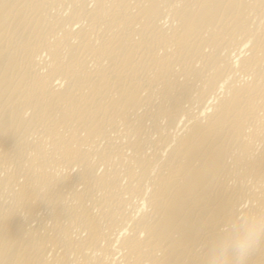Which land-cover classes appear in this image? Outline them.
<instances>
[{"label": "bare ground", "instance_id": "obj_1", "mask_svg": "<svg viewBox=\"0 0 264 264\" xmlns=\"http://www.w3.org/2000/svg\"><path fill=\"white\" fill-rule=\"evenodd\" d=\"M56 1L67 0H0V167H2V162H4V159L9 157V155L13 156L14 159H21L20 157L22 152L24 154L25 151L24 148L28 146H26V140H24L25 133L29 132V130L32 129L35 124H39L41 122L44 123V130L41 131H44L47 134L46 136H48V141L46 140L47 144L49 143L48 148H50L48 151L52 150L54 153V150H56L59 153L60 156L55 154V156L58 155L60 157V159L58 158V162L64 160L65 163H68L69 160L70 162L73 161V163L69 162L70 164L78 163L82 165L83 163L85 164L86 160L88 164L89 159L87 158L90 155L98 156L97 160H101L99 156L105 157L108 153H110V155H108L111 156V152H106V149L111 150V148H113L114 150L115 147L113 145L115 144H113L112 140L111 142L113 145H110L111 143L109 144L112 146L111 148L108 145V147L105 146L104 148H99L97 147L99 145L91 143L92 146L96 145V148H98L95 149L94 147L95 150L92 152L89 151V148L92 149L91 145L87 149L83 148L82 144L90 143L87 142L86 138L90 140L92 137H94V135L99 137V133L103 134L105 130L112 129L116 124L115 122L119 118L117 117L118 115H120V117L122 116L123 119L127 118V113L130 108L133 109L136 106L135 109H137L143 104L150 105V101L148 99L150 98L149 96H152V92L150 93L149 91L151 85H153V82H156V85L157 83L159 84V88L156 92H159L160 94H157L161 96L158 100L161 101L157 103V106L154 105L155 110L152 107V103L150 107H148L150 108L148 109V112H143L144 110H141L142 112H140V114L138 113L136 116V122L139 123L143 116L147 117L149 115L148 113H151L154 116L155 112V115L160 112L162 116L163 114L161 112H164L169 116L167 117V120H169L170 117H173L171 118L172 120H169L170 124L174 121V117L178 118V121L175 120V122L177 121L176 124L174 123L176 126L172 125L173 128L179 126V124H181L183 121V123L189 122V125H186L187 127L185 130L182 129V131L184 130L183 132H178V134H180H176L177 136L175 138H172V136L175 135H170L173 139V145L171 144L172 147L167 150L168 153L166 157H162L163 159H160L161 162H164L165 159L167 164V166L165 165L166 171L163 172V170L161 171L158 169V171H161L162 173L157 172V177L154 175V173L152 174L155 176H153L155 179L153 178L154 181H151L153 184L150 182L152 189L148 195L145 194L147 190H143V183H141V189L144 191H142L144 194L142 196L143 199H140L141 201L143 200L142 203L145 202V204L148 205V208L145 209L146 211L141 209L142 212H140L139 215L138 212L136 214L138 215L136 218H134V215L131 216L129 212H127V214L124 212L126 214L125 218H129V216H127L128 214L133 218L131 219L132 221L128 219V222H131V233L129 232L130 235L128 234L127 236H121L123 233L120 235L121 240H119L126 249L121 257H125L127 264H207L209 246L220 235H222L223 232L228 229L234 221L237 220V218H264V135L263 133H260L261 130H256L258 124L260 125V123H257L259 122L260 114L256 113L258 116H255V109L258 108H255L256 106L261 107V112L263 109V115L261 114V117L264 116V79H262L264 72L262 71L263 69L260 70L259 68L260 62L264 60V29L261 31V27L259 30H257L260 31L258 35L251 34V32H253L251 30L248 34H251L252 36L247 35V31L249 32L250 29L244 32L246 35L242 32L246 26V18L249 16H245L247 12L245 8L250 7L252 9L254 5L252 3L251 4L253 6H251L250 3L246 4V2H244L245 0H93V5L89 7L85 5L87 0H78L79 3H76L77 0H68V2L72 3V7L70 6L71 10L66 16L68 22L69 19H78L79 17L85 18L86 21L88 20V25L86 27L84 25H78L75 28H72V25L67 27L64 25L62 26L61 19L47 20L45 18L46 9L50 4L52 5ZM164 1L165 3H172L171 6L169 5V7H167L169 8V14L171 15L170 18H173L176 21L175 24H171L174 25L171 27L170 31H166V29L162 27L163 25L161 22L159 23L161 20L157 21L159 15L163 13V9L161 8L165 5L162 4ZM246 1L248 2V0ZM260 2L262 1L260 0ZM130 4H134L132 6L133 8L135 7L133 11L130 9ZM247 5L250 6L247 7ZM135 19H137L136 21L138 22L140 21V24H138V22H134L136 23L134 25L138 24V27L140 25L139 28L133 26V21ZM247 22H249V20ZM98 23L101 24V26L103 25L102 28H104L105 31H101L102 33H100L98 36V42L93 43L89 39L90 35L88 36V34H91V31H94L92 28ZM263 23L261 26H264ZM55 25L56 29L59 25V29L61 30V32L56 37L54 32L55 30L53 31V29H55ZM96 26L100 27L99 25ZM247 27L250 26H246V29ZM49 30L52 31L51 34H54V37H47V35L50 33ZM240 31L241 33H239ZM136 33L137 36L138 34L139 36L134 38L135 36L133 37V35ZM237 33H239V35L243 33V35L247 36H244V39H246L243 42L248 43V46L246 47L249 48L248 50L250 52L247 56L244 55L238 58V60L235 59L234 63L233 60L231 61V59V62H228V59L225 61L223 60L224 57L230 54L225 56L223 55V57L222 54H218L219 52L215 53L214 50L217 49V46L219 48V45L221 46L223 41L226 39L234 38V36L237 37ZM74 36L79 37L77 41L75 40L76 42H73L71 39L72 37L75 38ZM157 42L160 46L164 44L162 47L164 48L162 53L156 52L154 48V45ZM169 43L170 45H173L172 49H168L166 47V44ZM204 43L209 47H212L211 51L205 52L204 49L203 51L201 50ZM63 46H66L67 49V53L65 55L62 53ZM223 46L226 48L228 47L225 44ZM221 48L224 49L222 46ZM42 50H44V52H46L45 54L48 55V62H46L47 66H45V69L41 71L38 69V66L36 68L35 64L37 62L36 55H40ZM225 50H228V48ZM196 52H201L199 56L202 57L201 59H203L202 62L205 67H212L214 64V68L206 75L207 78L204 76V74H201L204 69L207 70L206 68L203 70L201 69L202 71L198 73L199 70L197 67L199 65L195 66L193 62L191 63V59L195 57L193 55ZM89 56H91L93 58L92 60L95 61V66L92 67V65V68L88 67L86 64L87 61H89L87 60L90 58ZM226 58L227 57H225V59ZM102 59H106L105 63L102 62ZM221 60L224 61L222 63L223 65L219 64L221 63ZM199 61L201 60L199 59ZM89 62H91V60ZM175 64H181L184 66L180 68L181 66L179 65V68H177L178 71L184 75V80L180 78H178L180 81L177 80L176 73L179 74V72L177 69L175 70ZM143 65H145V67H143ZM230 65H236L242 70H245L246 68L247 70H250L252 68L254 77H252V79L250 78L251 80L249 79V81H243L244 83H242L240 79L239 81L242 84L236 86L235 84H232L234 81L228 79L230 80L229 82H231V85H229L227 81L228 76L225 77L227 86H229L228 89H226L228 94L226 92L225 93L227 95H224V92L222 93L223 95L219 93L221 96L218 94L215 102H211L212 104L209 105L206 102L208 108H211L209 110L207 106H203L204 103H202L205 102V98L207 97L206 93L209 95L208 91L210 90H208V87L211 86L213 88L216 86L215 83L217 80H219L217 79L218 75L220 76L222 74L224 77V74H226L221 73L223 71H220V69L227 67L224 70H230L233 68ZM216 66H219L220 69L219 67L216 68ZM248 67H250V69H248ZM145 68L148 69V71L151 68V71L148 73L143 72V75H141V69L146 70ZM231 71L235 72L236 68L235 71L233 69ZM242 72L245 73L246 71ZM229 73L227 72V74ZM199 74L203 75V81L207 79L205 85L208 86L206 87L207 89L204 87L201 88L206 89L203 90L204 92L207 91L206 93L202 92V90H199L200 93L198 91L196 93L198 94L196 97L199 98V100H203L204 98V101H201V108L199 107L200 113H196L197 116L198 114H201L202 106L203 109L205 107L207 108H205L206 111L202 110V113L204 112L203 116L206 114V117L204 116V119H206H203L204 122H201L202 119L199 120L202 117V114L201 117L199 115V119H196L197 117L193 114L189 115L190 118L187 117L188 113L185 111L186 107L184 108L182 103L184 102L183 99H186L187 97L189 98L191 95L190 87L192 86L191 83H193L190 81L191 77H198ZM239 74L237 73L238 76ZM55 79L60 80L55 82ZM61 80L63 81L62 86L60 85V82H62ZM221 80L223 79H220V81ZM199 81L201 82V80ZM195 83L197 84V81ZM142 89L145 91L143 96H141L140 93ZM203 93L205 97H202ZM157 94L154 96H157ZM193 95H191V97ZM255 97H258V101L256 100L258 104H255L254 102ZM168 98H171V102L166 104L167 102L165 101H168ZM29 104L34 106V113L32 112V116L30 114L28 118H25L23 116L25 114L22 112L25 111V109L22 110V108L24 105ZM198 104H200V101ZM191 105L192 103H190V106ZM29 108H32L33 110V107ZM143 109L146 110V106ZM126 110L127 113H125ZM207 110H209V112H207ZM192 112L193 111L190 112L189 110V113ZM55 114L56 117L53 116ZM156 117L157 116H155L153 119H156ZM186 117L189 119V121ZM185 118L187 119L186 122ZM263 119L262 122H264ZM72 121H74V123H72ZM179 121H181V123ZM113 122L114 125L112 127L110 125ZM124 122H126V119ZM246 122L253 125L257 124L256 128L251 127L253 130L251 128L249 129L252 130L254 137L251 133L250 134L254 139H256L257 131L258 134H261L260 136L263 138L260 140V147L257 150L254 149V144L252 145L251 143L250 134L248 136H245L246 134H244L251 131L245 132V130H242V127H244L243 124L245 123L246 125ZM130 123L132 124L131 126H133L131 121ZM137 123H135V126H137ZM168 123L166 122V124ZM39 125L38 127H40ZM79 126L82 128V130H84V137H78L77 130L81 129ZM138 126H140V124H138ZM164 126L165 125H163V127ZM167 126H169V124L166 125V128L168 129L171 125L169 127ZM181 126L179 127L181 128ZM163 127L161 128L163 129ZM258 127L261 129L260 126ZM155 128L157 132L158 129H160H157V127ZM138 129L136 134L139 132ZM39 131L40 130H38V132ZM160 132L161 131L159 130V133ZM163 132L167 131L164 130L161 132V134H156L157 137L154 136L156 138L159 136L161 143H165L162 142V140L165 141L167 135L169 134V131L167 134ZM79 134L82 135L81 133ZM108 134L105 135L110 136V134ZM102 136L104 137V135ZM107 136L106 138L108 139ZM135 136L137 137V135ZM39 137L41 138V136ZM43 137L41 138L42 140ZM46 138L44 137V141ZM33 139V141L30 143L27 141V143L30 144V147L28 146V151L31 149L30 155L27 156L28 153L27 155L24 154L26 159L20 162V164H24V161L26 162L23 165L24 171L22 172L25 180H23V183L20 182L21 185L17 191L14 189V197L12 196V199H14L13 204L16 206H22V209H24L27 214H32L33 208L39 205V203V206H42L41 203L47 204L43 207L47 206V208L50 210V208H53V206H50L49 208L48 204L50 203L46 202L54 201L55 204H53L55 206V210H52L53 214L50 212V215L52 214L51 217H57L60 213L66 212V210L70 208L68 209L69 211L66 212L68 214H66L67 216L63 213L66 218H74L72 219L73 222H75V218H78L82 223L84 222V225L86 224L88 228V243L90 239L92 242L96 241L98 236L101 235L99 232L102 231L103 234V230L100 231V226L97 222L98 219L96 221L95 218L90 214V209L83 206L82 203L86 197L88 201V198L94 197L92 196L94 190L97 191L98 189H101L102 195L99 198L100 203H98V205H101L102 203V207L106 206V209L110 210L112 215L115 213V211L120 209L121 211H127L122 209L127 207H123L124 199L122 195H119L120 192H117L116 186H118L117 179L119 180V177L116 178V170L115 172H113L114 169L113 171L110 170L111 172L103 170L101 173L99 172L96 174L93 172V167L91 168L92 164L89 165V167L87 164V166L83 165L82 169H78L79 172L77 171L78 173L76 175V177H78L80 180V183H82V189L78 190L77 184V190L71 194L72 199L75 202H71L72 204L70 203L69 206V203L64 205L61 203L63 201H61L62 196L60 195L63 194L62 191L64 188L66 189L67 187H70L71 184L75 183L72 181L73 175L70 177L68 173L67 175L64 174L65 177H63L64 175H62V177L61 175L58 177L57 175L53 176L55 175L54 172L52 171V174L50 172L51 170L47 167L49 166L50 168L51 166L53 169H57L55 165L58 166L61 162L57 164V161L52 159L51 155L53 153L51 155L50 152L49 154L47 153V150L43 148L45 146L44 141V144H40L42 143L41 139L40 143L38 138ZM259 139L257 142H260ZM85 140L86 142H84ZM98 140L100 141V139L97 138V141ZM135 140H137V138ZM135 140H133L134 142H130L131 144L127 141L130 144V147L133 148V151L136 150L140 145L139 142L142 143V140L139 142ZM168 142L170 143L171 140H168ZM156 143L157 140L154 144ZM158 144L156 145L158 146ZM123 145L124 143L122 146ZM85 146L88 147L87 145ZM163 146L166 147L167 145ZM119 147H117L118 150ZM257 147L258 146H256V148ZM153 148L152 151L155 150V148ZM230 148L233 150L237 148V150H239V153L236 154V156H234L236 153L234 151L237 150H232L234 152V154H232L234 157L231 156L232 160L230 158L228 159L230 163H238V166H241L242 171L252 178L251 180L253 183H250L247 188L246 186L244 188L239 186L241 185V182L239 185L237 183L228 185V182H226V178L229 180L228 177H230V175L233 176L234 173L233 175L231 173L235 172H231L230 169L228 170L229 161L226 160V156L229 155L228 153L230 152ZM120 149L122 150V147ZM158 149L156 148V150ZM121 150L118 151L119 154ZM138 150L140 151V153L138 152L139 156L137 155L136 157V154H133V156L127 157L130 159L129 162L131 161L132 157H136L135 163L137 162V165L139 166L138 173H136L135 169L134 172L129 167V169L127 168L128 170H125L128 176L124 173L123 174L126 175V178H129L128 180H136L134 182L144 180L145 177V181H148L147 177L148 179L150 176L152 177L151 173L154 172V169L151 171L149 164L151 163L152 165V162L160 158V153L158 154V152L161 150L157 152L153 151V153H156V156L158 154V158L150 152L152 157H156L153 159H151L152 157L150 153L148 156L151 158L148 159L147 156V158L144 157V155H146L144 154L146 152L143 153L145 149L143 150L142 148V151L141 148H138ZM115 151L117 150H114V153H116ZM119 154L118 156H123ZM121 158L122 157H120V159ZM103 159L102 161H104ZM123 159H125V156H123ZM146 159L149 162H152L148 163ZM97 160H95V162ZM161 162L157 164L162 165L163 162ZM89 163L91 162L89 161ZM131 164H133V162ZM131 164H129V166ZM131 166L133 167V165ZM23 168L21 167L22 170ZM233 168L234 167L232 166V169ZM237 169H239V167H237ZM238 171L243 173L240 170ZM9 173L10 175L12 174L14 176V173ZM226 173H229L230 175L228 176ZM237 174L238 173H236V175ZM7 177L8 183L11 184L12 182H9L11 180L10 176L7 175ZM245 177H247V175H245ZM238 181H240V179ZM134 182L133 187L135 185ZM4 184L6 186L5 182ZM60 185L64 186L63 190L61 191L62 194H59L60 191H54L55 187L58 188ZM74 185L75 184H73V186L70 188L72 189ZM62 187L59 188L61 189ZM137 188L135 187V189ZM124 189L122 190L123 193ZM11 190L13 191V187ZM136 191L138 192V190ZM96 196L95 198L98 200V197ZM243 197H246V199L248 198V200L250 199V201H252V204H250L251 206H247V208L245 206H241V201L244 199ZM95 198L91 200H95ZM94 203L96 204L97 201H94ZM3 204L0 203V264H34L38 262V260H43L41 253L42 247L45 246V244L42 246V236H36L32 232L35 229L37 230V228L34 227L35 229L32 230L31 228L26 227L29 224L26 225L25 221L27 220H25V218L23 219V216L20 217V214L18 215V212L20 211L17 212L15 210L17 207L13 205L14 207L9 206L8 208L10 209L4 210L2 207ZM7 204L11 205L12 203L10 202ZM5 207L6 206H4V208ZM106 209L103 210V208H101L100 210L103 213L104 211H108ZM24 210L23 212L25 213ZM91 213H93L92 209ZM104 214L106 213L104 212ZM28 216L26 215L25 217L28 218ZM110 216H108L107 219H111ZM111 223H113V219ZM67 224L68 223L65 224L63 221L60 222L57 219L53 224V231H55V235L50 236V233L49 237H53L55 241L57 239H63L62 241H65V246L72 245V242L70 243L71 238L69 237L71 233H69ZM38 234H40V232H38ZM72 238L74 240V237ZM87 240L85 239V243ZM86 244L84 245L86 246ZM119 244L120 242L118 245ZM61 245L62 243L60 246ZM78 245L79 244L76 246ZM89 246L90 244L88 247ZM120 246L116 247V249L120 248ZM71 247H73V245ZM63 248L64 247L61 249L64 250ZM64 251H61V255L60 253L59 255L63 256L64 254L62 255V253H64ZM78 251L79 250H77V252ZM59 255L56 256L59 257ZM63 258L64 257H62V259ZM54 259L57 260V258ZM53 261L54 260H52V262L50 261V264H53ZM40 262L42 263V261ZM89 262L87 261V263ZM116 262L115 264H118ZM246 264H264V238L261 239L259 246L247 259Z\"/></svg>", "mask_w": 264, "mask_h": 264}, {"label": "rangeland", "instance_id": "obj_2", "mask_svg": "<svg viewBox=\"0 0 264 264\" xmlns=\"http://www.w3.org/2000/svg\"><path fill=\"white\" fill-rule=\"evenodd\" d=\"M86 1V0H85ZM251 1H254V0H251ZM250 0H248V2L245 0L244 2H246V4H248V3H250V5L251 6H253L254 5V10H253V8L251 9L250 7L249 8H245L246 10H247V12H246V10H245V12H246V14H245V16H247V15H249V16H247V18H246V26H250V27H247V29H246V26H245V29L244 30H242V32L244 33V32H246L248 29H250L249 30V32L247 31V35L248 36H250L251 34H256V35H258L259 33H260V31H257V30H259L261 27V31H262V29H264V26H261L262 25V23L264 22L263 20H264V0H261L262 2H260V0L258 1V0H255L254 2H251ZM257 1H258V3H259V5H258V3H257ZM66 2H67V5H66ZM87 2V3H86ZM85 2V5L86 6H91V5H93V0H87ZM257 3V5H256V3ZM76 3H79V1L77 0V2ZM170 2H168V3H165V1H164V3H162L163 5H164V7H162L161 9H163L162 10V12L163 13H161L160 15H159V18L157 19V21H159V20H161V21H159V23L161 22V24L163 25L162 27L163 28H165L166 29V31H170L171 30V27L175 24V20L173 19V18H170L171 17V15L169 14V5L171 6L172 5V3H170ZM253 5H252V4ZM58 4V5H57ZM168 4V5H167ZM66 5V6H65ZM131 6H130V9L133 11L134 9H135V7L133 8L132 6L134 5V4H130ZM162 5V6H163ZM250 5H247V7L248 6H250ZM64 6V7H63ZM70 6L72 7V3L71 2H68V0L67 1H56L55 3H53L52 5L50 4L49 6H48V8L46 9V12H45V18L47 19V20H51V19H56V20H60L61 19V24H62V26L64 25V26H69V25H72L71 27L72 28H75L76 26H78V25H84L85 27L88 25L87 24V21H86V19L85 18H83V17H79L78 19H69V22H68V19H67V15L69 14V11L71 10V8H70ZM168 6V7H167ZM132 7V8H131ZM262 8V9H261ZM51 9V10H50ZM260 9V10H259ZM63 10V11H62ZM168 11V12H167ZM249 11H251V12H249ZM260 12V13H259ZM52 13V14H51ZM64 13V14H63ZM165 13H167V14H165ZM251 13V14H250ZM50 14H51V16H50ZM62 14H63V16H62ZM66 14V15H65ZM164 14V15H163ZM57 15V16H56ZM162 15V16H161ZM49 16V17H48ZM63 18H62V17ZM260 16V17H259ZM48 17V18H47ZM161 18V19H160ZM165 18V19H164ZM171 19H172V21H171ZM46 20V21H47ZM137 19H135L134 21H133V26H136V27H138V24H140L138 21H136ZM249 20V22H247ZM258 21V22H257ZM68 22V23H67ZM134 22H138V24L137 25H134V24H136V23H134ZM43 23H45V22H43ZM47 23V22H46ZM66 23V24H65ZM70 23V24H69ZM73 23H74V25H73ZM158 23V22H157ZM165 23V24H164ZM172 23H174L173 25H171ZM161 24H159V25H161ZM168 24V25H167ZM96 25H99L100 27H97ZM96 25H94L95 27H93L92 28V30H94V31H91L92 33V36H91V34H88V36L90 35V37H89V39L93 42V43H97L98 41L97 40H99V34L100 33H102V32H104L105 30H104V28H102V26H101V24H96ZM263 25H264V23H263ZM169 28H168V27ZM258 28H257V27ZM139 27H140V25H139ZM138 27V28H139ZM55 29H53V31L55 32V37L61 32V30L59 29V25H58V27H57V29H58V31H57V29H56V25H55V27H54ZM98 28V29H97ZM103 30H102V29ZM135 28V27H134ZM168 28V29H167ZM100 29V30H99ZM96 30V31H95ZM98 30V31H97ZM227 30H229V29H227ZM253 31V32H251V34H248V33H250V31ZM255 30V31H254ZM50 31V30H49ZM48 31V32H49ZM100 31V32H99ZM102 31V32H101ZM51 32L52 31H50V33L47 35V37L49 36H51V38H52V36L54 37V34L52 35L51 34ZM107 32V31H106ZM109 32V31H108ZM258 32V33H257ZM90 33V32H89ZM96 33V34H95ZM239 33H241V31L239 32ZM239 33H237L236 35H237V37L236 36H234V38L236 37L237 39H239V40H237L236 38V40L234 39V38H229V39H226L225 41H223V43L225 44V45H227L228 47V50L230 51H228V50H225V49H227L225 46H223L224 44L222 43L221 44V46L224 48V49H222L221 48V46L219 45V48H218V46L216 47L217 49H215L214 51H215V53H218V54H222V56L224 55H227V54H230V55H228V56H225V57H227L226 59H225V57H224V59L223 60H227L228 62H231L232 60H233V63L235 62V59L236 60H238V58H240L241 56H244V55H248L249 54V48L248 47H246V46H248V43H246V42H243L245 39H244V36L246 35V33H244L245 35H243V33L242 34H240L239 35ZM51 34V35H50ZM109 34V33H108ZM243 35V36H242ZM135 36V37H134ZM138 36H139V34H138ZM137 36V33L136 34H134L133 35V37L134 38H137L138 37ZM252 36V35H251ZM75 37V36H74ZM95 37V38H94ZM245 37H247V36H245ZM51 38H49V39H51ZM79 37H75V38H71L72 39V41L73 42H76L77 41V39H78ZM92 38V39H91ZM243 39V40H242ZM76 40V41H75ZM94 40H95V42H94ZM232 40V41H231ZM230 41V42H229ZM234 41V42H233ZM237 43V44H236ZM243 43H245V44H243ZM157 44V45H156ZM164 45V44H163ZM163 45H158V42L157 43H155V45H154V48H155V50H156V52H160V53H162V50L164 49V48H162L163 47ZM168 45V46H167ZM170 45V43L169 44H166V47L168 48V49H172L173 48V45L171 46H169ZM240 45V46H239ZM245 46V47H243V46ZM156 46V47H155ZM157 46H158V49H157ZM202 47V46H201ZM160 48V49H159ZM162 48V49H161ZM208 48V49H207ZM211 48L212 47H209L207 44H203V47H202V51H203V49H204V51L205 52H207V51H211ZM221 48V49H220ZM210 49V50H209ZM246 49H247V51H246ZM157 50H159V51H157ZM217 50V51H216ZM223 50H225V51H223ZM233 50V51H232ZM240 50V51H239ZM243 50V51H242ZM43 51V52H42ZM41 52H40V55H36V64H35V66H36V68H37V66L39 67L38 69L39 70H44L45 69V66H47V64H46V62H48V55H46L45 53L46 52H44V50H42ZM220 51H221V53H220ZM223 51V52H222ZM229 53H228V52ZM239 51V52H238ZM198 52V51H197ZM195 53L193 56H195V57H193L194 58V60H193V58L191 59V63L193 62L194 63V65L195 66H198L197 68H198V73H200L204 68H206L207 70H203V72L201 73V74H204V76L207 78V74H208V72L210 71V70H212L213 68H214V64L212 65V67H208V66H204L203 65V59H201L202 57H200L199 55L201 54V52L200 53ZM227 52V53H226ZM62 53L65 55L66 53H67V49H66V46H63V49H62ZM226 53V54H225ZM238 53H240V54H238ZM243 55H242V54ZM193 54V53H192ZM238 54V55H237ZM197 55H198V57H197ZM237 55V56H236ZM38 56V57H37ZM219 56V55H218ZM90 58H88L87 60H91V62H89V61H87V66L88 67H90V68H92V67H94L95 66V61H93L92 59V57L91 56H89ZM40 59V60H39ZM199 59L201 60V61H199ZM230 59H231V61H230ZM193 60V61H192ZM223 60H221L220 62L221 63H219L220 65L224 62ZM40 61V62H39ZM44 61V62H43ZM105 61H106V59H102V62H104L105 63ZM195 61V62H194ZM219 62V61H218ZM217 62V63H218ZM45 65H44V64ZM92 63V64H91ZM216 63V64H217ZM227 63V62H226ZM262 63V64H261ZM182 64V63H181ZM181 64H175V70L177 69V68H179L178 66L180 65L181 67L180 68H182V67H184L183 65H181ZM264 60H262L261 62H260V64H259V68H260V70H262L263 72H264ZM93 65V66H92ZM146 65V64H145ZM145 65H143V67H145ZM176 65H177V67H176ZM204 67H203V66ZM219 65V66H220ZM223 65V64H222ZM92 66V67H91ZM147 66H148V64H147ZM146 66V67H147ZM219 66H216V68L217 67H219ZM230 66H232V65H230ZM229 66V67H230ZM262 66V67H261ZM142 67V68H143ZM200 67H202V68H200ZM223 67V66H222ZM233 67V68H232ZM232 67H230V68H232L234 71H235V68H236V71L235 72H233V71H231L232 69H230V70H224V69H226L227 67H224V68H221V69H223V70H221L220 69V67H219V69H220V71H223V72H221V73H226V74H224L225 76L223 77V75L221 76V77H223V78H221L219 75H218V77H217V79H219V80H217L216 81V83H215V85L216 86H214L213 88L210 86V87H208L207 85H205V83L207 82V79H205V81H203V79H204V77H202L203 75H201V74H199L200 75V77H199V75H198V77L199 78H201V79H199L197 76H195V77H191V79H190V81L191 82H193V83H191L192 84V86L190 87L191 89H190V93H191V95H193L192 97H191V95L189 96V98H190V101H189V98L187 97L186 99H183L184 100V102H182L183 103V106H184V108L186 109L185 111H186V113H188V116L187 117H189L190 118V114L192 115H195L197 118L196 119H199L200 117H201V114H202V117L199 119V120H201L202 119V121L201 122H204L203 121V119H204V116L206 117V114L203 116V113H202V110L204 111H206V109L208 108V106L206 105L207 103H208V105L209 104H212L213 102H215L216 101V97H218V94L220 93V94H222L223 92H224V95L227 93L228 94V91L226 90V89H228V87L229 86H227V82H226V78L225 77H227L228 76V78H227V81H228V84L229 85H231V82H229L230 80H232V81H234V82H232V84H235V86L236 85H240V84H242V83H244L243 81H249V79L251 78L252 79V77H254V73H253V69L251 68L250 69V67H248V69H250V70H247V68L245 69V70H242L241 68H238V66H232ZM210 68V69H209ZM146 69V68H145ZM151 69V68H150ZM149 69V71H148V69H146V70H144V69H141L140 71V73H141V75H143V72H145V73H148V72H150L151 70ZM202 69V70H201ZM147 71V72H146ZM177 71H178V69H177ZM229 71H230V73H229ZM242 71H246L245 73L244 72H242ZM252 71V72H251ZM179 72V71H178ZM227 72L229 73V74H227ZM232 72V73H231ZM237 73L239 74V76L237 75ZM248 73H250V74H248ZM176 78H177V80H179L180 81V79H182V80H184V75L181 73V72H179V74L178 73H176ZM243 75V76H242ZM248 75V76H247ZM253 75V76H252ZM191 76V75H190ZM189 76V77H190ZM235 76V77H234ZM232 77V78H231ZM237 77V78H236ZM178 78H180V79H178ZM196 78V79H195ZM203 78V79H202ZM239 78V79H238ZM243 78V79H242ZM194 79V80H193ZM220 79H223V80H221L220 81ZM225 79V80H224ZM228 79H230V80H228ZM241 79V80H240ZM250 79V80H251ZM262 79H264V76H263V78ZM60 79H55V82L56 81H59ZM181 80V81H182ZM199 80H201V82L199 81ZM242 82H240V81ZM62 81V80H61ZM197 81V84L195 83ZM218 81H219V83H218ZM264 81V80H263ZM200 82V83H199ZM223 84H222V83ZM204 85H203V84ZM218 83V84H217ZM60 85L62 86L63 85V81L62 82H60ZM202 87H204V88H206V87H208L209 89L208 90H210V91H208L209 92V95H208V93H206L207 91H203V90H206V89H201ZM216 87V88H215ZM220 87V88H219ZM227 87V88H226ZM151 88H152V91H151ZM151 88H150V93H151V95L152 96H149L150 98L148 99L149 101H150V105H151V103H152V107H153V109L155 110V106H157V103H159L160 101L158 100V99H160V97L161 96H159L158 94H160L159 92H156L157 90H158V88H159V84L157 83V85H156V82H153V85H151ZM212 88V89H211ZM215 88V89H214ZM226 91H225V90ZM196 90V91H195ZM202 90V92H204V93H206V98H205V102H202V103H204L203 104V106L205 105V106H207V108L205 109H203V106H202V109H201V114H198V116H197V114L196 113H200V111H199V109L201 108V101H204V98H203V100H199V98H197L196 96L198 95V94H196L197 93V91L200 93V91ZM224 90V91H223ZM143 93H142V92ZM140 91V93H141V96H143V94H144V89H142ZM214 91V92H213ZM153 92H154V94H153ZM156 92V93H155ZM193 92V93H192ZM218 92V93H217ZM226 92V93H225ZM158 93V94H157ZM204 93H203V95H204ZM157 94V96H154V95H156ZM196 94V95H195ZM214 94V95H213ZM216 94V95H215ZM219 94V95H220ZM226 94V95H227ZM202 95V97H205V95L203 96ZM223 95V94H222ZM159 96V97H158ZM221 96V95H220ZM153 97H154V99H153ZM155 97H156V99H155ZM158 97V98H157ZM165 98V97H164ZM195 98V99H194ZM196 98H197V100H196ZM212 98V99H211ZM153 99V100H152ZM169 100L167 101L166 99H164V100H166L165 102H167L166 104H169L170 102H171V98H168ZM258 99V97L256 98L255 97V99H254V102H255V104L257 103L258 104V102H256V100ZM186 100V101H185ZM207 100V101H206ZM213 100V101H212ZM157 101V102H156ZM188 101V102H187ZM195 101V102H194ZM198 101V102H197ZM199 101H200V104H198L199 103ZM258 101V100H257ZM197 102V103H196ZM207 102V103H206ZM212 102V103H211ZM259 102H260V100H259ZM190 103H192V105L190 106ZM149 104H146V105H138L137 107V109H135L136 108V106L133 108V109H129V111H128V113H129V115H128V113H127V110H126V112L125 113H127V118H125L126 119V122H124V120L125 119H123L122 118V116L120 117V115H118L117 117H119L118 119H117V121L115 122L116 124L114 125V122L113 123H111V125L110 126H112L113 127V125H114V127L112 128V129H108V128H111V127H108L107 129L108 130H105V132L103 133V134H101V133H99L98 135H99V137L96 135H94V137H92L90 140L92 141H90L89 139H87L86 138V140H87V142H90V143H86V144H82L83 145V148H89V146L91 145V147H92V149H90L89 148V151H93V150H95V149H98V148H96V145H99V146H97V147H99V148H104L105 146H109L110 148L112 147V146H110V145H113V144H117L116 146L115 145H113L115 148H114V150H117V151H115L116 153H114V150H113V148H111V150H108V149H106V152H111V156H109L110 155V153H106L107 155V157L105 156H99L100 158H101V160L100 159H98L97 160V158H98V156H96V155H90V156H88V158L87 159H89L88 160V164H87V160H86V162H85V164L83 163L82 165L81 164H78V163H76V164H78V165H76L75 163L74 164H70V163H73V161H69L68 160V163H65V161L63 162V161H59V162H61V163H59L58 162V160L60 159V155H59V153L56 151V150H54V153H53V151L51 150V151H48L50 148H48V145H49V143L47 144V139H48V136H46L47 134L44 132V131H41V130H44L43 129V124L44 123H39L38 121V123L39 124H41V125H39V124H35L34 125V127L32 128V129H30L29 130V132H26L25 133V135H24V137H25V139L24 140H26V146L28 145L29 147H30V142H32L33 140H35V139H33V138H38L39 139V143H40V139L44 136L46 139H45V141H44V137H43V140L41 139V142L42 143H40V144H44L43 143V141L45 142V146L43 147L44 149H46L47 150V153L49 154V152H50V155L53 153L54 154V156H55V154H58L57 156H53V154L51 155L52 156V159H54L55 161H57V164L59 163L60 165H55L56 167H57V169H53V167H51L50 166V168H49V166L47 167L48 169H50L49 171L52 173V171L54 172V174L55 175H53V176H56L57 175V177L58 176H60L61 175V177H62V175H67L68 173H69V175H70V177H71V175H73V182H75V183H73V184H75L74 185V187H72V189L70 188L71 186H73V184H71L70 185V187H67V186H65V187H67L66 189L64 188V186L62 187L61 185L59 186V187H62L61 189L58 187V188H56L55 186V189H54V191L56 190L57 192H59V194L61 193L62 194V192H63V194L62 195H60V196H62L61 197V201H63V202H61L62 204H64V205H67V203H69L68 204V206L70 205V203L72 202H75V201H73V199H72V193L74 192V191H76L77 189L79 190V189H82V183H80V180L78 179V177H76V175H77V173L79 172V170L80 169H82L83 168V165H88V167H89V165H91V168L93 167V172L94 173H101L103 170H105V171H113V169H114V171L113 172H115V170H116V178H118L119 177V180L117 179V185L119 186H116L117 187V192H120L119 193V195L121 196L122 195V197H123V199H124V205H123V207H127V208H122L123 210H127V211H121V209L120 210H117V211H115V213H113V215L110 213V210H108V209H106V206H103L102 207V203H101V205H98V203H100V200H99V198H100V196L102 195V190L101 189H98V188H95V189H98L97 191L96 190H94L95 192H97V193H95L94 191H93V194H92V196H94L93 198L92 197H90V198H88L89 199V201L87 200V197L85 198V200H83L82 202V205L83 206H85L86 208H89L90 209V214L95 218V220L97 221V219H98V225L100 226L99 227V229H100V231L101 230H103V234H102V231L101 232H99L101 235H99L98 236V238L96 239V241H94V242H92L91 241V239L89 240V243H88V240L87 239H89V237H88V228H87V226H86V224L84 225V222L82 223L81 222V220L80 219H78V218H75V222L77 223H75V222H73V220L72 219H74V218H72V219H68V217L66 218V216L68 215L66 212H68L69 210L68 209H70V208H68L67 210H66V212H63V213H60L59 214V216H57V217H54V216H52L51 217V215L53 214V211L55 210L54 208H55V206H54V201L52 202V201H49V202H46V203H50V204H48V207L50 208V206H53V208H50V210L47 208V206L46 207H43L44 205H47V204H45V203H41V205L42 206H39L40 205V203H39V205H37V206H35L34 208H33V210H32V214H29V216H28V214H27V212L24 210V209H22V206H20V205H18V206H16L15 204H13V201H14V199H12L13 197H14V189L17 191L18 189H19V187H20V182L21 183H23L24 181L23 180H25V177H24V175H23V171H24V168H23V165L26 163L25 161L23 162L24 164H20V162H22L23 160H25L26 158H25V155H27V153H28V155L27 156H29L30 155V153H31V149L28 151V149H29V147L27 146V147H25L24 148V154H23V152H22V155H21V159H19L18 160V158L17 159H14L13 158V156H11V155H9V157H6V159H4V162H5V164H4V162H2V164H1V166L2 167H0V179H1V181H0V183H2V184H0V203H2L3 204V202H4V206H6L5 208H4V206L2 205V207H3V209L5 210V209H10V208H8L9 206L10 207H17V208H15V210L18 212V211H20V212H18V215L20 214V217H22L23 216V219L25 218V220H27V221H25L26 222V225L27 224H29V225H27L26 227H29V228H31L32 230L33 229H35L34 227H36L37 228V230L35 229V230H33L32 232L36 235V236H42V246L45 244V246H43L42 247V258H43V260H38V262H36V263H34V264H38V263H40V264H50L51 262H52V260H54L53 261V264L55 263V264H66V263H68V264H115V262L116 263H118V264H124V262H125V264H127V262H126V259H125V257L123 256V257H121L122 255H123V253L125 252V247H124V245L121 243V237H120V235L121 236H127L128 234L130 235V231H131V222L130 221H132L131 219L133 218V217H131L132 215H134L135 217L134 218H136L139 214H140V212H142V210L141 209H143V211L146 209V208H148L147 206L148 205H146L145 204V202H143L142 203V201H141V199H143L142 198V196H143V192L144 191H146L145 192V194H149L150 192H151V189H152V185L151 184H153L152 182L154 181V177L156 176H158V173L157 172H159L158 171V169L159 170H163V172L164 171H166V166H167V164H166V161H165V159H164V162L162 163L161 162V160L160 159H163L164 157H166V155H167V153H168V151L167 150H169L171 147H172V141H173V139L172 138H175L177 135H179L180 133H181V131H182V129H186V127L189 125V122H186L187 121V119L185 118V122L186 123H181V121H179L181 124H182V126H181V124H179V126H181V128L179 127V126H177V127H174L173 128V126H176V125H174V123L176 124V122L178 121V118L177 117H174V121L173 122H171V124H170V122H169V120H172L171 118H173V117H170V119L169 120H167V117H169L168 115H166L167 113H164V112H161L163 115L161 116V114H160V112H158L157 113V115H155L156 114V112L154 113V116L151 114V113H148V114H146V115H148L149 116V118H148V116L146 117V116H143V118H142V120L139 122V123H137L136 122V116L138 115V113L140 114V112H142L141 110H144L143 112H145V111H147L148 112V109H150V108H148V107H150V105L148 106ZM155 105V106H154ZM200 105V106H199ZM28 106V107H27ZM146 106V110L145 109H143L144 107ZM189 106V107H188ZM197 106V107H196ZM256 106V105H255ZM26 107V108H25ZM29 107H33V110H32V108H29ZM200 107V108H199ZM259 108L260 106H256L255 108ZM142 108V109H141ZM187 108H188V111H187ZM257 108V109H258ZM23 109H25V111H22L25 115H23L25 118H28V116H30V114H31V116H32V114L34 113V106L32 105V104H29V105H24V107L22 108V110ZM152 109V110H153ZM209 110L211 109L210 107L208 108ZM257 109H255V114L257 113V114H260V117H259V122H257V123H260V125L258 124V126H260L261 127V129L257 126V128H256V125H253V124H251V123H247V124H249V125H245V123L243 124V126L244 127H242L243 129V131L245 130V132L246 131H251V132H247V133H244V134H246L245 136H248L250 133L252 134V128H256V130H258V131H260L261 130V134L263 133V135H264V122H262V119L264 118V116L263 117H261V114L263 115V109H262V112H261V107L257 110ZM134 110V111H133ZM189 110H190V112L191 111H193L192 113H189ZM209 110H207V112H209ZM259 111V112H258ZM33 112V113H32ZM136 112V113H135ZM146 112V113H147ZM207 112H205V113H207ZM261 112V113H260ZM134 113V114H133ZM136 114V115H135ZM145 114V113H144ZM255 115V116H258V115ZM135 115V116H134ZM153 116V117H151V116ZM159 115V116H158ZM199 115H200V117H199ZM54 117H56V114L55 115H53ZM155 116H157L156 117V119H153V118H155ZM163 116H165V117H163ZM131 117V118H130ZM160 117V118H159ZM135 120H134V119ZM165 118V119H164ZM258 118V117H257ZM144 119V120H143ZM206 119V118H205ZM204 119V120H205ZM133 123V126H131L132 124L130 123V121ZM156 120H158V121H156ZM166 120V121H165ZM175 120H177L176 122H175ZM179 120H180V118H179ZM198 120V121H199ZM134 121H135V123H137L136 125L137 126H135V123H134ZM188 121H189V119H188ZM261 121V122H260ZM263 121H264V119H263ZM36 122V123H37ZM75 122H77V121H75ZM166 122L169 124V126L171 125H173L172 127L170 126H167V127H169L168 129L166 128V125H168V124H166ZM72 123H74V121H72ZM158 123V124H157ZM188 123V124H187ZM123 124V125H122ZM130 124V125H129ZM138 124H140V126H138ZM141 124H143V125H141ZM184 124H185V127H184ZM251 124V125H250ZM261 124H262V126H263V128H262V126H261ZM38 125L40 126V127H38ZM155 125H159V126H155ZM162 125V126H161ZM163 125H165L164 127L166 128H164L163 127ZM187 125V126H186ZM253 125V126H252ZM122 126H124V127H122ZM133 127V128H131V127ZM144 126V127H143ZM150 126V127H149ZM248 126V127H247ZM255 126V127H254ZM78 127V126H77ZM122 127V128H121ZM129 127H130V129H129ZM141 127V128H140ZM155 127H157V129L158 128H160V129H158V132L156 131V128ZM161 127H163V129L161 128ZM252 127V128H251ZM36 128V129H35ZM79 128H81L80 126H79ZM138 128H140V129H138L139 130V132H138V134H136L137 133V129ZM176 128V129H175ZM248 128V129H247ZM252 129V130H249V129ZM259 128V129H258ZM134 129V130H133ZM162 129V130H161ZM178 129H180V130H178ZM38 130H40L39 132H38ZM128 130H130V131H128ZM159 130L162 132V131H169L168 133V135H167V138L165 139V141L164 140H162V142H168V140H171V142L169 143H161V140H159V136H158V138H156L157 137V135H159V134H161V132L159 133ZM171 130V131H170ZM176 130H178V131H176ZM183 130V131H184ZM256 130L254 129V131L256 132ZM108 131V132H107ZM174 131V132H173ZM182 131V132H183ZM258 131L256 132L257 134H256V139H254L253 137H254V135L252 134V136H251V134H250V136H251V143H252V145L254 144V149H258L259 147H260V143H261V139H263L264 138V136H263V138H262V136H260L261 134H258ZM34 134H33V133ZM36 132V133H35ZM65 132H67V131H65ZM81 133L82 135H80L79 133ZM107 132V133H106ZM134 132V133H133ZM143 132H146V133H143ZM167 132H163V133H165V134H167ZM178 132H180L179 134H178ZM110 134V136H107V135H105V134ZM119 133H120V135H119ZM133 133V134H132ZM143 133V134H142ZM159 133V134H158ZM162 133V134H163ZM171 133H173V134H171ZM29 134V135H28ZM77 134H78V137H84V130H82V128L80 129V130H77ZM108 134V135H109ZM117 134V135H116ZM132 134V135H131ZM141 134V135H140ZM144 134H146V135H144ZM157 134V135H156ZM177 134V135H176ZM102 135H104V137L102 136ZM127 136V137H125V136ZM135 135H137V137L135 136ZM148 135V136H147ZM170 135H175V136H172V138H171V136ZM258 135H259V137H258ZM39 136H41V138L39 137ZM101 136V137H100ZM106 136L108 137V139L106 138ZM115 136V137H114ZM120 136V137H119ZM124 136V137H123ZM134 136V137H133ZM139 136V137H138ZM141 136V137H140ZM145 136V137H144ZM154 136H156V137H154ZM168 136H170V137H168ZM29 137V138H28ZM103 137V138H102ZM149 137V138H148ZM151 137H152V139H151ZM27 138V139H26ZM97 138L98 139H100V141L98 140L97 141ZM111 138V139H110ZM137 138V140H135ZM142 138V139H141ZM259 139V141L260 142H257L258 141V139ZM33 139V140H32ZM123 139V140H122ZM128 139V140H127ZM129 139H130V141H129ZM139 139V140H138ZM153 139H155V140H153ZM47 140V141H46ZM86 140L84 141V142H86ZM111 140L113 141V144H112V142H111ZM114 140H115V142H114ZM133 140H135V141H137V142H139L140 140H142L141 142L142 143H140L139 142V144L141 145H139L138 147H137V149L136 150H134L133 151V148L132 147H130V142H132ZM145 140V141H144ZM153 140V141H152ZM157 140V143L156 144H158V142H159V144H158V146L156 145V144H154L155 143V141ZM159 140V141H158ZM167 140V141H166ZM252 140H253V142H252ZM27 141L29 142V143H27ZM98 143H97V142ZM110 141V142H109ZM122 141H124V142H122ZM126 141V142H125ZM130 143H128V142ZM149 143H148V142ZM96 142V143H95ZM108 144H107V143ZM119 142V143H118ZM134 142V141H133ZM152 142H154V143H152ZM96 144V145H93L92 146V144ZM106 143V144H105ZM111 143V144H110ZM124 143V145L122 146V144ZM147 143V144H146ZM258 143V144H257ZM110 144V145H109ZM125 144H126V146L128 147H126L125 146ZM143 144V145H142ZM146 144V145H145ZM161 144V145H160ZM172 144V145H171ZM85 145H87L88 147H86ZM119 145H120V147H119ZM149 145V146H148ZM154 145V146H153ZM163 145H167L166 147H164ZM171 145V146H170ZM107 146V147H108ZM157 146V147H156ZM160 146V147H159ZM170 146V147H169ZM256 146H258L257 148H256ZM46 147V148H45ZM82 147V146H81ZM94 147H95V149H94ZM117 147H119V150H121L120 148L122 147V150L121 151H124V152H121L120 151V154H119V150H118V148ZM125 147V148H124ZM157 148L158 149V147H159V149L158 150H156V148H155V150H153L154 152H157V151H162L163 152V154H162V152L160 151V152H158V154H159V156H160V158H158V154H157V156H156V153H153V151H152V148ZM162 147H164V148H162ZM109 148V149H110ZM138 148L140 149L141 148V150H142V148H143V153L144 152H146V153H144V154H146V155H144V157L145 158H147L148 157V159L149 158H151L152 157V154H154V156H156L158 159L157 160H155L154 162H152V161H150V162H152V165H151V163L148 161V163H150L149 164V166H150V169H151V171L153 170L154 172H150L151 173V175L154 173V175H152V177L150 176V173H149V179H151V180H149L148 179V177H147V180L148 181H145V178H144V180H141V181H138V182H134V181H136V180H133V179H131V180H128L129 178H126V171L125 170H128L129 169V167H130V169L131 170H133L134 171V169H135V171H136V173H138V165H137V162L135 163V160H136V157H137V155L139 156V153H140V151L138 150ZM147 148V149H146ZM153 148V149H154ZM127 149V150H126ZM165 150V151H164ZM233 149L232 148H230V152L228 153L229 155H230V157H229V155H227L226 157V160L227 161H229L228 159L230 158L231 160H232V158H231V156H233L232 154H234V152H236L235 154H234V156H236V154H238L239 153V150H237V148H235L234 150H237V151H232ZM255 150V151H256ZM26 151H28V152H26ZM56 151V152H55ZM139 152V153H138ZM152 154H151V153ZM123 153V154H122ZM138 153V154H137ZM151 154V157H149L148 156V154ZM118 154L119 155H123V156H125V159H123V156H118ZM125 154V155H124ZM128 154V155H127ZM132 154V155H131ZM133 154L136 156H134V157H132V159H131V161L129 162V160L130 159H128L127 157H129V156H133ZM163 156H162V155ZM12 158H11V157ZM147 156V157H146ZM152 157L151 159H153V158H156V157ZM233 156V157H234ZM24 157V158H23ZM57 157V158H56ZM120 157H122L121 159H120ZM163 157V158H162ZM23 158V159H22ZM56 158V159H55ZM59 158V159H58ZM96 158V159H95ZM104 158V159H103ZM106 158H107V161H106ZM144 158V159H145ZM10 159H12V160H9ZM102 159L104 160V161H102ZM150 159V160H151ZM15 160V161H14ZM95 160H97L96 162H95ZM134 160V161H133ZM18 161V162H17ZM89 161L91 162V163H89ZM125 161H126V164H125ZM158 161V162H157ZM227 161H226V164H227ZM67 162V161H66ZM70 162V163H69ZM95 162V163H94ZM127 162H128V164H127ZM133 162V164H131ZM162 163V165L160 164V165H158L157 163ZM63 164V165H62ZM129 164H131V165H133V167L130 165L129 166ZM158 166H157V165ZM164 164V165H163ZM231 166H230V165ZM229 164H228V166H229V168H228V170L230 169V171L232 172V171H235V172H232L231 174L233 175V173H234V175L233 176H231L229 173H230V171H229V173H226V174H228V176L230 175V177H228V176H226V177H228L229 178V180L226 178V182H228L227 184L228 185H232V184H238L239 185V183L241 182V185H239V186H242V188H244L245 186H246V188L249 186V184L250 183H253V181L251 180L252 178H250V176H248V174H245L243 171H242V168H241V166H238L239 164L238 163H234L235 164V166H234V164H232V162L230 163V161H229ZM237 164V165H236ZM81 165V166H80ZM86 165V166H87ZM94 165V166H93ZM111 165V166H110ZM156 165V166H155ZM166 165V166H165ZM55 166H54V168H55ZM153 168H152V167ZM163 166H165V167H163ZM232 166L235 168V169H237V167H239V169H237V170H235L234 168L232 169ZM237 166V167H236ZM21 167L23 168V170L21 169ZM159 167V168H158ZM90 168V169H91ZM118 168V169H117ZM128 168V169H127ZM157 168V169H156ZM4 169V170H3ZM20 169V170H19ZM70 169V170H69ZM79 169V170H78ZM92 170V169H91ZM100 170V171H99ZM118 170V171H117ZM238 170H240V171H242L243 173H241V172H239ZM78 171V172H77ZM110 171V172H111ZM134 171V172H135ZM150 171V170H149ZM159 172V173H162V172ZM9 172H12V173H14V176L11 174L10 175V173ZM56 172V173H55ZM5 173V174H4ZM7 173V174H6ZM126 174V175H124V174ZM236 173H238L237 175H236ZM53 174V173H52ZM74 174H75V178H74ZM7 175L8 176H10V178H11V180L9 181V182H12L11 184L10 183H8V177H7ZM65 175L63 176V177H65ZM68 175V176H69ZM241 175H242V177H241ZM245 175H247V177H245ZM4 176H5V178H4ZM11 176H13V177H11ZM128 176V175H127ZM154 176V177H153ZM244 176V177H243ZM24 177V178H23ZM2 178H4V179H2ZM7 178V179H6ZM154 178V179H153ZM238 178V179H237ZM5 179H6V181H5ZM240 179V181H238ZM4 180V181H3ZM78 182H77V181ZM133 180V181H132ZM153 180V181H152ZM246 180V181H245ZM152 181V182H151ZM252 181V182H251ZM4 182L6 183V186H5V184H4ZM18 182V183H17ZM132 182V183H131ZM133 182H134V184L135 185H137V186H135L134 185V187H133ZM150 182H151V184H150ZM17 183V184H16ZM137 183V184H136ZM141 183H143V190L141 189V187H142V184ZM10 184V185H9ZM77 184H78V187H77ZM141 184V185H140ZM145 184V185H144ZM244 184H246V185H243ZM3 185V186H2ZM124 185H125V187H124ZM127 185V186H126ZM128 185H129V187H128ZM131 185H132V187H131ZM12 187H13V191L11 190L12 189ZM76 187H77V189H76ZM127 187V188H126ZM131 187V188H130ZM135 187L137 188V189H135ZM63 188H64V190H63ZM118 188H120V189H118ZM124 188H126V189H124ZM133 188H134V190H133ZM60 189V190H59ZM124 189V193H123V190ZM131 189V190H130ZM139 189H140V192H139ZM63 190V191H62ZM69 190V191H68ZM101 190V191H100ZM125 190H126V192H125ZM136 190H138V192L136 191ZM150 190V191H149ZM62 191V192H61ZM130 193H129V192ZM133 191V192H132ZM143 191V192H142ZM13 194H12V193ZM65 192V193H64ZM67 192V193H66ZM100 192V193H99ZM136 192V193H135ZM140 193V194H139ZM12 194V195H11ZM67 194V195H66ZM97 196H96V195ZM98 194H99V196H98ZM125 194V195H124ZM6 195V196H5ZM64 195V196H63ZM71 196V198H70V196ZM13 196V197H12ZM95 196L96 197H98V200H97V198H95ZM145 196V195H144ZM65 197V198H64ZM129 199H127V198ZM95 198V200H91V199H94ZM126 198V199H125ZM141 198V199H140ZM244 198V199H243ZM242 199V203H241V206L242 207H246L247 208V206H251L250 204H252V201H250V199L248 200V198L246 199V197H243ZM5 199V200H4ZM70 199V200H69ZM71 199H72V201H71ZM65 200V201H64ZM88 202H87V201ZM3 201V202H2ZM93 201V202H92ZM94 201L96 202L97 201V203L95 204L94 203ZM126 201H128V202H126ZM12 203L11 205H9V204H7V203ZM90 202H92V203H90ZM15 203V202H14ZM54 203V204H53ZM71 203V204H72ZM126 203V204H125ZM141 203V204H140ZM53 204V205H52ZM140 204V205H139ZM14 205V206H13ZM87 205V206H86ZM94 205V206H93ZM142 206V207H141ZM20 209H19V208ZM38 207V208H37ZM90 207H92V208H90ZM140 207V208H139ZM24 208V207H23ZM101 208H103V210L104 209H106V210H108L107 212L106 211H104L106 214H104V212L102 213L101 212ZM109 208V207H108ZM19 209V210H18ZM38 209V210H37ZM89 209H88V211H89ZM91 209H92V212L93 213H91ZM23 210L25 211V213L23 212ZM53 210V211H52ZM102 210V211H103ZM141 210V211H140ZM148 210V209H147ZM39 211V212H38ZM146 211V210H145ZM50 212L52 213L51 215H50ZM120 212H122V213H120ZM124 212H126V214H127V212H129V214L131 215H127V216H129V218L128 217H126L125 218V213ZM135 212V213H134ZM139 212V213H138ZM21 213H23V214H21ZM41 213V214H40ZM124 213V214H123ZM138 213V215H136ZM24 214H26L27 216H28V218L27 217H25L26 215H24ZM64 216H63V215ZM107 214H109V215H107ZM110 214H111V216H110ZM60 215H61V217H60ZM96 215V216H95ZM103 215V216H102ZM118 215H121V216H118ZM108 216H110L111 217V219L109 220V219H107V217ZM114 216V217H113ZM34 217H37V218H34ZM97 217V218H96ZM113 217V218H112ZM121 217V218H120ZM118 218V219H117ZM33 219V220H32ZM54 219H55V221L58 219L60 222H64L65 224L66 223H68L67 224V226H68V228H69V233H71L70 234V238H71V241H70V243L73 245V247H71L72 245H70V246H65V241H62L61 239L59 240V239H57L56 241H55V239L53 238V237H49V234H50V236H52V235H55V231H53L54 230V228H53V224L55 223V221H54ZM112 219H113V223H111L112 222ZM125 219V220H124ZM128 219L130 220L129 222H128ZM65 220V221H64ZM109 220V221H108ZM33 221V222H32ZM67 221V222H66ZM70 221V222H69ZM108 221V222H107ZM116 221V222H115ZM81 224H80V223ZM118 222V223H117ZM123 222V223H122ZM121 223V224H120ZM129 223V224H128ZM33 224V225H32ZM70 224V225H69ZM76 224V225H75ZM84 225V227H83V225ZM101 224V225H100ZM111 224V225H110ZM35 225H37V226H35ZM78 225V226H77ZM123 225V226H122ZM44 226V227H43ZM52 226V227H51ZM106 226H108V227H106ZM114 226V227H113ZM130 226V227H129ZM49 227V228H48ZM130 228V230H129V228ZM49 229V230H48ZM70 229H71V231H70ZM77 229V230H76ZM87 230V231H86ZM86 231V232H85ZM38 232H40V234H38ZM54 232V233H53ZM73 232V233H72ZM106 232V233H105ZM130 232V233H129ZM111 233V234H110ZM46 234V235H45ZM105 234V235H104ZM139 234H141V233H139ZM84 237H83V236ZM87 235V236H86ZM101 236V237H100ZM104 236V237H103ZM141 236V235H140ZM45 237H46V239H47V241H46V239H45ZM72 237H74V240H73V238ZM82 237V238H81ZM116 237V238H115ZM54 239V241L55 242H58V243H55L54 241H53V239ZM80 238H81V240H80ZM52 239V240H51ZM85 239L87 240V244L89 245L90 244V248L88 247V245L85 243ZM120 239V240H119ZM119 240V241H118ZM52 241V242H51ZM62 241V242H61ZM74 241V242H73ZM84 241V242H83ZM91 241V242H90ZM50 242V243H49ZM54 242V243H53ZM60 242V243H59ZM77 242V243H76ZM78 242H80V243H78ZM108 242V243H107ZM111 242V243H110ZM120 242V244H121V246H120V244L118 245V243ZM53 243V244H52ZM62 243V245H64V246H62V247H64L63 249L65 250V249H67V250H62L61 248V246H60V244ZM98 243V244H97ZM116 243H117V246H116ZM77 244H79L78 246H76ZM81 244V245H80ZM84 244H86V246H87V248H86V246L84 245ZM91 244H92V248H91ZM105 245V246H104ZM55 246V247H54ZM74 246H75V248H74ZM85 246V247H84ZM96 246V247H95ZM110 246V247H109ZM112 246V247H111ZM118 246H120V248H118V249H116V247H118ZM67 247V248H66ZM107 247V248H106ZM109 247V248H108ZM122 247V248H121ZM72 248H74V249H72ZM76 248H79V249H76ZM81 248V249H80ZM83 248V249H82ZM85 248V249H84ZM97 248V249H96ZM113 248V249H112ZM43 249H44V252H43ZM122 251H121V250ZM77 250H79L78 252H77ZM117 250H119V251H117ZM61 251L63 252L64 251V253H62V255L63 256H60L61 255ZM86 251V252H85ZM113 251V252H112ZM91 252V253H90ZM121 252V253H120ZM59 253H60V255H59ZM88 253H89V255H88ZM98 254V255H97ZM105 254V255H104ZM49 255V256H48ZM56 255H59V257H57ZM67 255V256H66ZM56 256V257H55ZM91 257V259H90V257ZM61 257V258H60ZM62 257H64L63 259H62ZM85 257V258H84ZM87 257V258H86ZM89 257V258H88ZM54 258H57V260L56 259H54ZM59 258V259H58ZM67 258V259H66ZM45 259V260H44ZM85 259V260H84ZM125 259V260H124ZM47 260V261H46ZM48 260H49V263H48ZM60 260V261H59ZM82 262H81V261ZM40 261H42V263L40 262ZM51 261V262H50ZM57 261H58V263H57ZM69 261V262H68ZM87 261L89 262V263H87ZM80 262V263H79ZM114 262V263H113ZM146 262V261H145ZM147 264H149V263H147Z\"/></svg>", "mask_w": 264, "mask_h": 264}, {"label": "clouds", "instance_id": "obj_3", "mask_svg": "<svg viewBox=\"0 0 264 264\" xmlns=\"http://www.w3.org/2000/svg\"><path fill=\"white\" fill-rule=\"evenodd\" d=\"M264 238V218H237L211 243L207 264H246Z\"/></svg>", "mask_w": 264, "mask_h": 264}]
</instances>
